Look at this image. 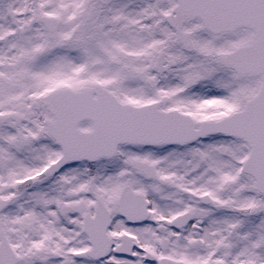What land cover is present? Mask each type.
<instances>
[{
	"label": "snow or ice",
	"instance_id": "snow-or-ice-1",
	"mask_svg": "<svg viewBox=\"0 0 264 264\" xmlns=\"http://www.w3.org/2000/svg\"><path fill=\"white\" fill-rule=\"evenodd\" d=\"M0 264H264V0H0Z\"/></svg>",
	"mask_w": 264,
	"mask_h": 264
}]
</instances>
